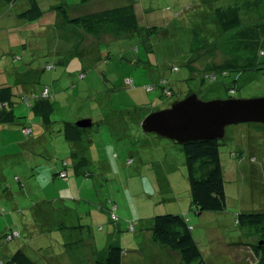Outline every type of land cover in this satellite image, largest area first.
<instances>
[{
    "label": "rangeland",
    "instance_id": "1",
    "mask_svg": "<svg viewBox=\"0 0 264 264\" xmlns=\"http://www.w3.org/2000/svg\"><path fill=\"white\" fill-rule=\"evenodd\" d=\"M37 1L43 16L28 21L21 19L20 14L29 9V0L14 4L0 0V88L14 89L16 120L38 126L42 122L32 112L30 103H20L22 97L31 98L47 88L54 102V127L49 132L41 130L39 136L37 132L27 136L21 125L0 132V261L23 249L37 264H48L43 255L58 260L55 264H95L88 246L84 259L79 261L84 255L82 248L86 247L82 243L91 236L98 254L109 245L120 246L123 264H176L174 257L166 256L170 248L153 243L148 247L152 240H148L147 233L155 216L174 214L190 217L207 264H217L214 258L219 259V264H247L232 259V249L236 250L245 232L236 223L238 214L264 211V125L241 123L227 128L220 152L228 207L222 213L200 215L191 207L182 146L145 134L141 123L151 112L167 109L189 93L197 94L203 101L264 97V70L242 75L217 74L212 80L205 71L228 59L238 29L264 24V6L258 9L245 4L238 26L224 29L214 13L215 4L203 0H90L86 4L79 0ZM129 4L135 5L140 18L134 30L117 36L87 35L84 40L77 38V32L75 35L74 28L66 25L58 10L64 7L76 18ZM151 25L157 27L154 36ZM194 34L213 42L194 53L204 46ZM248 56L241 53L237 63L243 64ZM47 65L52 69H47ZM175 66L178 69H173ZM162 79L173 88L172 97H163L161 89L146 90ZM128 80L132 84H127ZM229 89L234 90L233 95ZM140 114L141 123H134L131 117ZM89 119L93 127H89L86 138L94 144L85 152L91 163L84 167L90 176L78 177L74 196H69L75 201L65 204L72 211L54 212L52 207L59 210L64 203L57 200L55 190L51 193L48 184L52 180L45 172L52 174L57 164L61 168L65 160L70 170L80 165V155L71 156L73 146L64 139L61 127L65 121ZM110 124L122 125L120 132L125 137L120 138L115 129H109ZM29 138L39 142L21 152L17 143ZM74 150L80 154L78 148ZM239 153L242 161L233 157ZM104 165L113 167V174L100 168ZM169 173L173 190H159L155 178ZM112 203L118 206L117 222L110 218ZM37 204L53 214L47 225H43V216L39 218L43 222L34 220ZM61 219L65 227L59 226ZM129 223L135 225L134 232L129 231ZM11 228L20 231L21 236L7 241L4 235ZM76 231L83 240L77 244L72 243ZM64 253H71L72 258ZM176 254L180 256L179 252ZM250 259L254 263V258Z\"/></svg>",
    "mask_w": 264,
    "mask_h": 264
},
{
    "label": "trees",
    "instance_id": "2",
    "mask_svg": "<svg viewBox=\"0 0 264 264\" xmlns=\"http://www.w3.org/2000/svg\"><path fill=\"white\" fill-rule=\"evenodd\" d=\"M1 1L7 4H14L18 0ZM89 1L90 0H79V3L86 4ZM229 1L230 2L224 0H203L204 3L215 4L214 13L224 29L238 26L240 23V12L243 10L245 4L246 6L254 5L255 7H258V9H260L261 6H264V0H241L242 2L240 4L239 2H234L235 0ZM29 3V9L21 13L20 18L28 21L40 19L43 16V11L38 1L29 0ZM58 10L62 14L66 25L74 28V34L76 35L77 32V38L81 40H84L87 35L99 37L117 36L122 33H127L134 30L139 25L140 21L134 4L105 9L76 18L71 17L64 7H58ZM149 28L152 29L151 36L158 33L156 26L151 25ZM77 29L80 32H78ZM235 35L234 43L229 48L228 59L220 65H211L206 68L205 71L207 72V77H210V80H212L217 74L226 76L229 73H237L242 75L249 71L264 70L262 68V66H264V24L242 27L238 29ZM195 37L197 41L199 39L202 40L204 46L196 48L194 53L201 49H205L204 47L207 43L210 44L213 42L212 40L210 41L203 37L199 38V34H196ZM241 53H248L249 56L245 59L243 64H238L236 58L238 55L240 57ZM189 67L192 70H195L192 65ZM47 69L50 70L52 67L47 65ZM173 69H178V67L175 66ZM83 75L84 73L80 76ZM153 86H156V90H162L163 97H172L174 94L173 88L165 79L158 81V83ZM46 90L48 89L45 88L40 94H34L31 98H20L21 104L30 103L29 106L32 109V112L42 121L43 125L53 124L51 122V116L54 112L53 96H50L49 93L44 94ZM228 91L229 94H234L233 89H229ZM190 94L193 93H189L188 96ZM15 97L16 95L12 87L0 88V125L2 126L12 127L20 124V122L16 120L18 117L15 115L14 111ZM31 100L34 102L31 103ZM131 118H134V123L138 122V124H140L142 115L140 114V117L138 115ZM75 124L76 123L65 121L61 128L63 130L64 139L73 146L71 156L80 155V158L78 159L80 165L74 167H79L83 170L85 163L89 165L91 163L85 154L86 150L91 147L89 143L91 141L86 138L89 129H81ZM20 125L23 127V133L27 136L32 135L33 125L23 123ZM133 127L137 128L138 126L136 125ZM27 130H29L28 134L26 133ZM181 146L185 153L192 209L200 215L205 212H225L228 207V200L225 166L222 164L220 152L222 141L217 139L197 141ZM77 148L80 154H75L76 151L74 149L77 150ZM113 157L117 158L118 155L114 154ZM238 157L241 161L244 159L241 153H239ZM131 162L132 161L129 160L128 163L130 164ZM68 169L69 164L68 161L65 160L63 162V169L58 176L61 179H67ZM89 176L90 173H85V177ZM116 212L117 210H113V208L110 210V218L112 222H117L119 220ZM112 215L117 217L116 221L112 220ZM236 223L243 229V231H245L247 236L257 238L258 241L253 243L251 248L258 259L256 264H264V211L261 213H240L237 216ZM129 224L130 226H133L134 230L135 225L132 223ZM151 230L152 241L154 243L168 247L171 250L180 253V264H207L205 255L195 238L193 225H191L189 219L185 216L174 214L157 215L153 219V227ZM12 232L14 231L9 230L4 235L7 241L16 239L8 240V236ZM15 232H19L21 236L20 231ZM123 257L124 252L122 248L118 245L112 244L104 251L99 254L97 253L95 264H123ZM0 264L37 263L23 249H19L7 260L0 261Z\"/></svg>",
    "mask_w": 264,
    "mask_h": 264
},
{
    "label": "water",
    "instance_id": "3",
    "mask_svg": "<svg viewBox=\"0 0 264 264\" xmlns=\"http://www.w3.org/2000/svg\"><path fill=\"white\" fill-rule=\"evenodd\" d=\"M241 123L264 125V97L203 101L197 94L177 100L164 110L150 113L142 122L145 134H153L177 145L197 141L224 140L230 126ZM91 127L92 120L76 122Z\"/></svg>",
    "mask_w": 264,
    "mask_h": 264
},
{
    "label": "crops",
    "instance_id": "4",
    "mask_svg": "<svg viewBox=\"0 0 264 264\" xmlns=\"http://www.w3.org/2000/svg\"><path fill=\"white\" fill-rule=\"evenodd\" d=\"M137 119V118H136ZM139 121V120H138ZM20 124H22V123H20ZM19 124V125H20ZM104 124V123H103ZM142 124V123H141ZM22 127V126H21ZM54 127V124H48V125H43L42 124V122H41V124L38 126V125H33V133L32 134H34V132H37V134H38V136L39 135H41L42 134V131L41 130H45V132L47 131V132H49L52 128ZM93 127V126H92ZM92 127H90V128H92ZM112 127V130L113 129H115L116 130V132H118V134H119V136H120V138L121 137H125V135H123V134H121V132L123 131V126L122 125H120V126H117V125H115V126H112L111 124H110V126H109V129ZM119 127H121V129L119 130V129H117V128H119ZM2 128V129H1ZM6 128H11L10 126H2V125H0V132H3V131H5V129ZM23 128V127H22ZM22 128H21V130H22ZM82 129V128H81ZM86 129H89V128H86ZM121 131V132H120ZM23 132V131H22ZM24 135H25V133H23ZM118 134H116L117 136H118ZM34 136V135H33ZM118 136V137H119ZM39 142V139H36V138H34V139H31V138H29L28 140H25V141H19L18 143H17V146H19L20 148H21V152H24V151H26L25 149H26V147L29 145V147H33L32 145H36L37 143ZM94 143L91 141V143H90V145H93ZM18 154H14L13 156H17ZM239 156V155H238ZM238 156H234L235 158H239ZM117 159H118V157H117ZM240 159V158H239ZM101 163V161H99V164ZM113 165V164H112ZM113 166H115V165H113ZM117 167V166H116ZM100 168L101 169H103V168H107L106 170H104V172L106 171V173H108V174H110V173H112L113 174V167H108L107 165H104V166H100ZM63 169V166H61V168H59L58 167V164H57V167L56 168H54L53 169V171H52V174L50 173V171L49 170H47L45 173H47V177H48V179H50V180H52V184L50 183V184H48L49 185V187H51L52 189H51V193L53 192V193H55V191L58 193V194H56V196H57V200H59V201H61V203H64L63 204V206L61 207V208H59V210H57V209H55L54 207H52V210L55 212V211H58V212H64V211H72V209H70V208H68V207H66L65 206V204L66 203H68V202H70V201H75V199L74 198H72L71 199V197H69V196H74L73 194H74V192H75V190H76V186L77 185H79V181H78V177H81V175L83 174V175H85V173H87V172H85L84 170H85V167H84V169L82 170V169H80L79 167H74L73 168V170H70V169H68V178H67V180H60V181H58L59 179H61L59 176H58V174L61 172V170ZM240 169H242V168H240ZM33 170V169H32ZM173 170V169H172ZM71 171H73V177H75L76 179H72L73 177H72V172ZM84 171V172H83ZM172 173H173V171H171ZM153 174H155V172H153ZM171 173H169V174H167L165 177H161V176H159V177H161L160 179L158 178V176L155 178L156 180H157V188L159 189V190H161V188L165 191V188H167V191H172L173 190V183H172V179H170L169 178V176L168 175H170ZM72 177V178H71ZM74 180V181H73ZM20 181V180H19ZM85 185V184H84ZM55 190V191H54ZM79 190V189H78ZM81 192V191H80ZM60 193V194H59ZM61 195V196H60ZM61 197V198H60ZM229 198L227 197V200H228ZM42 203V205H44V204H46V202H41ZM49 203V202H48ZM35 207H38V212L37 213H35L34 215V220L35 221H37L40 217H42L43 216V218L45 219V223L43 224V225H47L48 224V220L50 219V217H51V210H45L44 209V207H42V206H38V204L37 205H35ZM192 207V206H191ZM112 208H113V210H117L118 209V206L116 205V204H113L112 203ZM111 208V209H112ZM193 210V209H192ZM196 214H197V212L195 211V210H193ZM39 212H40V214H39ZM53 215V214H52ZM47 217V218H46ZM43 218L42 219H39L38 220V222H40V221H42L43 220ZM186 218H188L189 219V221H190V223H191V225H193L192 224V221H191V219H190V217L189 216H187ZM43 222V221H42ZM60 223H59V226H63V227H65V223H64V220L63 219H61L60 221H59ZM64 224V225H63ZM31 227H34V226H31ZM129 227H130V224H129ZM60 228V227H59ZM135 228V227H134ZM9 230H13V231H17V229H13V228H11V229H9ZM82 230H84V228L82 229ZM81 230V231H82ZM194 230H195V227L193 226V232H194ZM130 231H131V229H130ZM133 232L135 231V229L134 230H132ZM144 231V230H143ZM62 233V232H61ZM147 233H148V240L150 241V239L152 240V230L151 229H148V231H147ZM77 237L74 239V241L72 242V243H79L80 241H83L82 240V238H81V236H80V234H79V231H76L75 233H74ZM90 238H92L91 236H89ZM89 238V240L87 241V242H84L83 241V243L82 244H84L86 247L85 248H82L83 250L82 251H84V255H83V257L81 258V259H79V261H81V260H83L84 259V257H85V253H86V249H87V246L89 247V249H90V251L93 253V257H94V260L96 259V256H97V252L96 251H94V249H95V247H94V244H93V240L92 239H90ZM13 241V240H12ZM258 240H257V238H253V237H249V236H247L246 235V233L244 232V234H242V241H239V245H238V247H236V250H234V249H232L233 251H234V253H233V257H232V254H231V257H232V259H238L239 261H242V262H244V261H246L247 262V264H256L257 263V257L255 256V254L253 253V251H252V248H251V245L253 244V243H255V242H257ZM198 242V241H197ZM151 243H153V245H156V243H154L153 241L152 242H150V243H148V247H150V244ZM154 248L153 249H157L156 248V246H153ZM176 252L177 251H174V250H171V252L170 253H167V255L166 256H168V257H171V258H175V260H176V264H180V262H181V255L179 256V254H176ZM64 255H65V257H67V256H70L71 258H72V256H71V253L70 254H67V253H64ZM240 256H244L243 258H241L240 259ZM50 257H54V256H51L50 255ZM254 258V263H253V260H251L250 258ZM55 258H59V257H56L55 256ZM212 258H214V257H212ZM43 259H44V261L45 262H48V264H52V263H54V262H56V261H58V260H56V259H51V258H49V256H46V255H43ZM60 259V258H59ZM216 261H217V264H219V259H217V258H214ZM233 260V261H234ZM55 264V263H54Z\"/></svg>",
    "mask_w": 264,
    "mask_h": 264
},
{
    "label": "built area",
    "instance_id": "5",
    "mask_svg": "<svg viewBox=\"0 0 264 264\" xmlns=\"http://www.w3.org/2000/svg\"><path fill=\"white\" fill-rule=\"evenodd\" d=\"M81 77H83V76H81ZM126 82H127V84H132V81H130V80H128ZM146 89H147V91L152 92V91L156 90V86H153V85L152 86H147ZM47 93H48V90H46L44 94H47ZM26 133L28 134L29 130H27ZM112 220L116 221L117 217L115 215H112ZM130 229L133 230V226H130ZM19 236H20V233L14 231L11 234H9L8 240H12V239H14L16 237H19Z\"/></svg>",
    "mask_w": 264,
    "mask_h": 264
}]
</instances>
